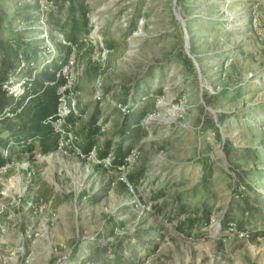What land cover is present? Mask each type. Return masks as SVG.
<instances>
[{"label": "rangeland", "instance_id": "obj_1", "mask_svg": "<svg viewBox=\"0 0 264 264\" xmlns=\"http://www.w3.org/2000/svg\"><path fill=\"white\" fill-rule=\"evenodd\" d=\"M47 2L0 0V36L10 21L36 41L38 69L66 57L74 122L54 151L2 149L0 264H264V0H85L90 30L74 44L67 0L42 23ZM142 111L133 141L122 129ZM245 200L263 208L250 221Z\"/></svg>", "mask_w": 264, "mask_h": 264}, {"label": "trees", "instance_id": "obj_2", "mask_svg": "<svg viewBox=\"0 0 264 264\" xmlns=\"http://www.w3.org/2000/svg\"><path fill=\"white\" fill-rule=\"evenodd\" d=\"M63 1V0H62ZM85 0H67L68 12L63 26H69L66 33L68 42L75 43L80 34H87L90 30L88 25V17L84 6ZM26 9L21 7L20 10H15L13 16L22 17L24 20L29 19V15L24 14ZM60 11V10H59ZM4 14V15H3ZM7 13L0 11V31L3 30L1 24ZM37 14V9H36ZM2 15V17H1ZM11 22H6V27L12 32V36H0V167L4 166L9 158L4 156L2 149L12 150L14 146L22 149H32V141H37L40 152L47 153L57 149L59 136L55 132L52 120L56 116L58 106V88L65 83V77L61 73V65L66 61L63 56L59 65L53 61L51 64L44 65L38 69L37 64L32 65L30 62H37L39 49L36 41L22 37L18 32L11 28ZM62 46V45H61ZM60 46V47H61ZM69 51H65L66 53ZM67 55V54H66ZM25 61V66H19L20 61ZM19 68V70H17ZM34 72V73H32ZM18 73L22 76L31 78L29 85H25L24 91L17 97L8 94L2 88V84L7 81L12 75ZM5 110L12 112V116H6ZM145 115V111L140 112L138 117L127 124L122 129L123 134H129L128 137H133V141L138 140L146 132L141 128L140 120ZM66 121L74 122L71 115L66 116ZM95 117L92 116L91 123H94ZM100 127L88 128L87 139L82 146L83 152L88 153L93 146H95L96 139L90 138L95 132H98ZM133 135V136H132ZM131 143L129 145H119L116 147L112 156L114 164H123L124 158L129 153ZM109 143L106 144V149L100 152L99 157L105 156L109 151ZM228 154V150L225 151ZM251 172L250 169H240L236 171L237 180L248 188L249 185L245 178ZM129 183L135 182L131 175L128 178ZM125 191L127 186L124 182L120 183ZM255 200L257 198L255 197ZM203 205L204 221L207 225L209 222V211ZM257 201L248 202L245 200L244 204V219L247 221L253 220L255 215H260L263 211ZM239 221V227L243 223ZM222 227L226 226V221L221 222ZM94 255H89L92 258ZM115 262H120L121 258L116 254ZM119 264V263H118Z\"/></svg>", "mask_w": 264, "mask_h": 264}, {"label": "built area", "instance_id": "obj_3", "mask_svg": "<svg viewBox=\"0 0 264 264\" xmlns=\"http://www.w3.org/2000/svg\"><path fill=\"white\" fill-rule=\"evenodd\" d=\"M51 3H52V0H50V2H47V3H44V4L42 3L40 22L44 23V21L46 20L45 14L43 15V13H44L43 11H44V9H48V6ZM67 62L70 63V64H73V60L72 59H69ZM24 64L25 63L23 61H20V65L19 66L20 67L24 66ZM17 70H19V68H17ZM62 74L64 75L66 81H65V83L62 86H60V88H58V94H59L58 101L59 102H58V106H57L56 116L54 118V119L58 120L59 123L55 124V123H53L54 121H51L55 132L59 136L57 148H61L62 143L60 142V137H62V135L64 134V129L61 127V124L64 121V119L66 118V115L70 112V110L67 111L68 113L64 111L66 109V107H67V104L65 103V101L63 99V94H64V91L68 87L67 82H69V81H67V75L64 74V72ZM30 79L31 78L24 77L23 79H18V81L14 83L13 80H12V76H11L7 81H5L2 84V88L5 89V91L8 94H12L14 96H18L15 93V87L16 86L22 87L21 92H20V93H22L24 91L25 85H29ZM5 115L6 116H12V112H10L8 110H5Z\"/></svg>", "mask_w": 264, "mask_h": 264}, {"label": "crops", "instance_id": "obj_4", "mask_svg": "<svg viewBox=\"0 0 264 264\" xmlns=\"http://www.w3.org/2000/svg\"><path fill=\"white\" fill-rule=\"evenodd\" d=\"M21 61H23V60L21 59ZM30 63H31L32 65H35L36 62H30ZM24 66H25V64H24ZM24 77H25V76H24Z\"/></svg>", "mask_w": 264, "mask_h": 264}]
</instances>
